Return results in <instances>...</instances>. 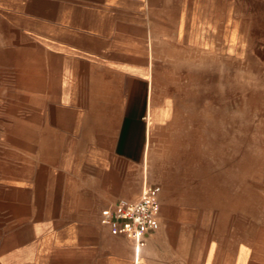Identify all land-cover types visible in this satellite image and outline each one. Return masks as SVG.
Segmentation results:
<instances>
[{
  "label": "rangeland",
  "instance_id": "obj_1",
  "mask_svg": "<svg viewBox=\"0 0 264 264\" xmlns=\"http://www.w3.org/2000/svg\"><path fill=\"white\" fill-rule=\"evenodd\" d=\"M52 1L0 0V236L59 243L45 232L55 217L73 228L65 237L82 245L81 264L112 243L119 264L118 245L131 242L110 238L97 213L122 183L113 136L126 82L97 83L89 68L82 84L50 58L41 34ZM124 1L147 3V180L163 186L143 264H264V0ZM98 118L100 137L88 129Z\"/></svg>",
  "mask_w": 264,
  "mask_h": 264
},
{
  "label": "crops",
  "instance_id": "obj_2",
  "mask_svg": "<svg viewBox=\"0 0 264 264\" xmlns=\"http://www.w3.org/2000/svg\"><path fill=\"white\" fill-rule=\"evenodd\" d=\"M137 3L130 6L131 4L125 3L124 0H53L45 4L52 9L50 14L42 17L45 30L41 37L48 45L50 58L58 59L60 68L66 70L67 75L73 76L78 79L77 82L83 84L89 73L88 69L99 68L102 77L97 83L111 84L110 75L124 78L126 82V97L121 103L122 115L113 136V154L120 156L125 165L121 176L122 183L119 188L101 194L99 201L104 202L105 205L97 213L102 228L107 231L110 238L131 242L130 249L125 248L123 243L118 245L119 264H129L127 260L131 256L134 264L135 246L132 240L113 234L103 224L102 211L121 199L138 200L146 186L154 184L162 187L160 201L163 206V186L147 180L149 139L152 129L153 55L151 51L148 55L147 51V42L151 40L149 33L151 24L145 17L147 3ZM132 58L133 60L139 58V64L124 61L131 59L132 62ZM83 103L80 106H85V102ZM77 105L79 106V103L70 104V106ZM90 106L97 104L92 103ZM91 123L88 129L98 133V137L100 132L107 129L99 118ZM136 164L142 166L143 176L139 180L131 177V169ZM53 219L56 218L52 217L51 221L47 222L45 232L64 236L61 242L56 244L39 242L35 241L34 237L28 244H19L9 235H1L0 264H81L82 245L76 242L69 243L65 237L73 234V228L68 227L66 222L52 221ZM161 228L162 208L160 228L149 236L148 243ZM106 247L107 253H94L93 264L98 261L102 264H115V244ZM146 248L139 254L142 264ZM72 253L75 255L74 263L68 259Z\"/></svg>",
  "mask_w": 264,
  "mask_h": 264
},
{
  "label": "built area",
  "instance_id": "obj_3",
  "mask_svg": "<svg viewBox=\"0 0 264 264\" xmlns=\"http://www.w3.org/2000/svg\"><path fill=\"white\" fill-rule=\"evenodd\" d=\"M161 191L160 185H148L138 200L121 199L102 211V222L113 234L133 241L134 264H142L139 254L147 247L149 236L160 228Z\"/></svg>",
  "mask_w": 264,
  "mask_h": 264
}]
</instances>
